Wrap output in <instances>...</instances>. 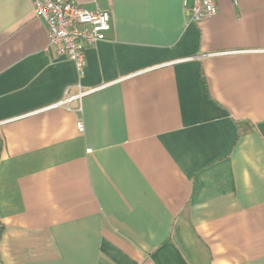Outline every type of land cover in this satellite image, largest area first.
<instances>
[{
	"label": "crops",
	"instance_id": "0c3cea01",
	"mask_svg": "<svg viewBox=\"0 0 264 264\" xmlns=\"http://www.w3.org/2000/svg\"><path fill=\"white\" fill-rule=\"evenodd\" d=\"M71 1L82 70L0 0V264H264V0Z\"/></svg>",
	"mask_w": 264,
	"mask_h": 264
},
{
	"label": "built area",
	"instance_id": "2783aa9c",
	"mask_svg": "<svg viewBox=\"0 0 264 264\" xmlns=\"http://www.w3.org/2000/svg\"><path fill=\"white\" fill-rule=\"evenodd\" d=\"M34 13L43 19L49 30V43L46 50L55 51L58 55L67 56L78 70L86 63V50L91 45L107 39L111 28V13L108 10L90 11L71 0H31ZM238 4L239 0H233ZM193 21L211 17L218 13L217 0H185ZM98 88V87H97ZM97 88L70 93V87L55 106L71 109V104ZM81 131L84 123L78 122Z\"/></svg>",
	"mask_w": 264,
	"mask_h": 264
},
{
	"label": "trees",
	"instance_id": "16d2710c",
	"mask_svg": "<svg viewBox=\"0 0 264 264\" xmlns=\"http://www.w3.org/2000/svg\"><path fill=\"white\" fill-rule=\"evenodd\" d=\"M0 145H1V142H0Z\"/></svg>",
	"mask_w": 264,
	"mask_h": 264
}]
</instances>
